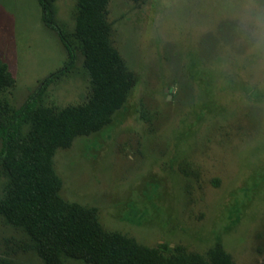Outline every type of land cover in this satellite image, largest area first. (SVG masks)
Wrapping results in <instances>:
<instances>
[{
    "label": "rangeland",
    "instance_id": "rangeland-1",
    "mask_svg": "<svg viewBox=\"0 0 264 264\" xmlns=\"http://www.w3.org/2000/svg\"><path fill=\"white\" fill-rule=\"evenodd\" d=\"M77 2L53 1L76 52L72 69L41 95L55 112L91 97ZM231 4L108 0L110 45L137 83L108 125L57 149L52 167L60 197L96 208L107 232L204 258L220 243L233 264H264V56L237 33ZM0 62L14 79L0 94L11 110L68 62L38 0H0ZM7 187L0 173V199ZM0 264H45L2 216Z\"/></svg>",
    "mask_w": 264,
    "mask_h": 264
},
{
    "label": "trees",
    "instance_id": "trees-1",
    "mask_svg": "<svg viewBox=\"0 0 264 264\" xmlns=\"http://www.w3.org/2000/svg\"><path fill=\"white\" fill-rule=\"evenodd\" d=\"M53 1L38 0L42 20L59 36L68 62L45 78L19 109L11 110L0 102V173L8 180L6 196L0 199V216L27 233L45 264H62L64 258L86 264H233L220 243L208 251L207 258L187 254L180 247L164 246L168 252L163 253L141 246L124 235L107 232L96 208L60 197L61 181L52 167L55 151L108 125L137 79L110 45V26L105 20L108 0H78L75 36L91 79L90 100L58 112L41 106L46 87L66 75L76 61L67 34L54 21ZM13 85L11 73L0 62V94Z\"/></svg>",
    "mask_w": 264,
    "mask_h": 264
},
{
    "label": "clouds",
    "instance_id": "clouds-1",
    "mask_svg": "<svg viewBox=\"0 0 264 264\" xmlns=\"http://www.w3.org/2000/svg\"><path fill=\"white\" fill-rule=\"evenodd\" d=\"M232 19L236 31L249 51L264 56V3L259 0H232Z\"/></svg>",
    "mask_w": 264,
    "mask_h": 264
}]
</instances>
